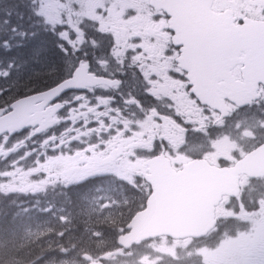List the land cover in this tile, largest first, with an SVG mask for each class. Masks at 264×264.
<instances>
[{"label": "flooded vegetation", "instance_id": "obj_1", "mask_svg": "<svg viewBox=\"0 0 264 264\" xmlns=\"http://www.w3.org/2000/svg\"><path fill=\"white\" fill-rule=\"evenodd\" d=\"M151 1H37L56 13L48 22L53 33H59L61 42L47 48L61 56L55 55L59 64L53 79L44 87L53 89L72 79L82 65L88 66L89 77L108 82L62 95L57 101L60 111L56 118L60 122L51 131L32 138L25 135L20 140L0 141L1 206L14 199L23 200L20 193L26 192L37 209L46 195L71 189L73 181L98 177L105 158L112 159L115 165L130 167H136L138 160L142 164V157L160 155L169 158L174 166L199 158L223 165L210 160L217 157L214 147L197 153L188 151L194 144L214 138L217 120L192 94L186 73L177 62L180 49L174 46L169 20L152 9ZM237 1L262 8L258 13L239 9L234 12H240L239 19L264 20V0L229 3L235 5ZM238 71L239 68L235 72ZM7 168L12 173H3ZM134 177L139 178L123 176L122 180L134 183ZM243 181L240 196L225 199L216 211L217 226L205 239L209 253L195 255L189 262L264 264V198L256 202L258 207H246L247 185L264 184V178L244 177ZM149 192L146 185L145 196ZM239 200L242 205L236 211L243 215L229 216L225 202ZM84 204L86 214V200ZM64 208L70 213L68 193ZM255 219L262 229L254 237L242 227L232 230L238 222L247 226L248 220Z\"/></svg>", "mask_w": 264, "mask_h": 264}, {"label": "water", "instance_id": "obj_2", "mask_svg": "<svg viewBox=\"0 0 264 264\" xmlns=\"http://www.w3.org/2000/svg\"><path fill=\"white\" fill-rule=\"evenodd\" d=\"M187 11L175 10L174 15L181 16L171 26L177 34L176 46L187 48L182 51L186 58L180 60L181 67L191 72V67L186 65L194 54L201 65H207L203 70L199 68V82L195 77L190 78L198 87L196 93L201 103L216 108L211 99H229L244 108L259 99L257 91L264 85V23L248 21L236 27L229 13L220 16L210 13L212 17L208 18L207 26L199 27L188 20ZM175 27H179L178 30ZM242 54H246L245 58H241ZM238 64L245 66V84L236 82L230 74ZM207 73L210 81L206 79ZM223 79H227V85L218 86L217 81ZM37 101L19 103L15 112L6 118L0 112V136L34 125L30 114ZM150 173L148 181L154 193L147 211L137 216L129 227L130 234L120 239V245L126 249L161 237L186 240L208 235L214 226L215 208L223 197L239 192L240 177H264V146L231 169L196 162L176 173L169 162L158 160L152 163Z\"/></svg>", "mask_w": 264, "mask_h": 264}, {"label": "trees", "instance_id": "obj_3", "mask_svg": "<svg viewBox=\"0 0 264 264\" xmlns=\"http://www.w3.org/2000/svg\"><path fill=\"white\" fill-rule=\"evenodd\" d=\"M47 31L48 27L38 16L32 0H0V71L12 69L14 72L5 83L0 78V93H5L0 95V109L7 107L20 96L45 88V82L53 79L54 68L59 64L55 55L59 54L47 50L53 47L54 40ZM20 79L23 82H12ZM102 180L104 195L114 205L120 203L122 198L118 191L122 189L118 183L107 178ZM92 184L96 189L94 181L78 187L75 191L88 193ZM80 197L85 196L80 194ZM129 197L134 199V195ZM71 209L77 221L75 227L78 228L84 215L82 203L72 200ZM118 217L119 214H114L104 218L103 241L98 245L93 246L79 236L77 242L80 246L76 247V252L87 254L90 251L94 256L114 253L118 249L117 239L127 226V223L118 224ZM20 222L10 217L0 224V264H51L55 248L42 245L44 240L37 241L30 220ZM68 249L72 248L66 246L64 252ZM48 258L50 261H46Z\"/></svg>", "mask_w": 264, "mask_h": 264}, {"label": "rangeland", "instance_id": "obj_4", "mask_svg": "<svg viewBox=\"0 0 264 264\" xmlns=\"http://www.w3.org/2000/svg\"><path fill=\"white\" fill-rule=\"evenodd\" d=\"M249 3L253 0H248ZM239 2V1H237ZM254 7V6H249ZM230 9H234L228 7ZM236 10H239V6H235ZM257 9V8H254ZM44 12L47 14H52L53 10L51 8H45ZM7 74L4 72H0V77L6 78ZM263 95V100L259 103L258 106H254L253 108L243 112L242 114H236L229 122L226 124L227 130L225 133L227 134V146L224 149H220L221 153L224 155L231 154L232 160L235 158L244 155L248 149L254 147L258 143L264 140V91L261 92ZM244 122H248L250 125H244ZM229 124V125H228ZM216 147H220L218 143L215 144ZM261 187L264 189V186H258L257 184L253 186H249V192L257 191V189ZM48 232H44L43 235H48ZM56 247V246H55ZM72 249L66 250L67 255H71V262L68 264H80L78 262V253L76 252V246L71 244ZM177 248L186 249V244L177 243ZM146 249H152L157 251H166V245L164 243L157 244H147ZM183 254L187 253L185 251ZM58 264H63L61 259H58Z\"/></svg>", "mask_w": 264, "mask_h": 264}, {"label": "bare ground", "instance_id": "obj_5", "mask_svg": "<svg viewBox=\"0 0 264 264\" xmlns=\"http://www.w3.org/2000/svg\"><path fill=\"white\" fill-rule=\"evenodd\" d=\"M204 12H203V10H199V11H197V14H203ZM200 19H201V17H199ZM14 223H15V221H14ZM21 223V222H20ZM20 223H19V225H20ZM17 226V225H16ZM86 242V241H85ZM85 244V243H84ZM90 244V243H89ZM87 246V245H86ZM92 246V245H91ZM84 247V246H83ZM87 249V248H86ZM92 250V249H91Z\"/></svg>", "mask_w": 264, "mask_h": 264}]
</instances>
